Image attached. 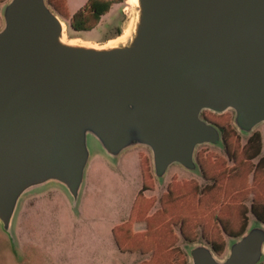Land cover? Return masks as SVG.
Wrapping results in <instances>:
<instances>
[{"label": "water", "instance_id": "obj_1", "mask_svg": "<svg viewBox=\"0 0 264 264\" xmlns=\"http://www.w3.org/2000/svg\"><path fill=\"white\" fill-rule=\"evenodd\" d=\"M135 6L111 42L93 45L65 40V21L46 0L3 4L0 226L12 244L26 195L56 185L76 205L88 135L109 157L147 147L161 179L171 164L199 173L196 147L222 145L202 110H230L242 134L264 124V0ZM185 251L188 264H257L264 223L254 220L230 239L223 257L203 242L187 243Z\"/></svg>", "mask_w": 264, "mask_h": 264}, {"label": "rangeland", "instance_id": "obj_2", "mask_svg": "<svg viewBox=\"0 0 264 264\" xmlns=\"http://www.w3.org/2000/svg\"><path fill=\"white\" fill-rule=\"evenodd\" d=\"M7 1L0 0V26L2 7ZM110 1L113 3L107 13L91 31L76 32L68 26L69 17L77 9L84 7L87 0H46L65 21V40L93 45L111 42L112 40L108 39L133 20L135 3L130 0ZM203 118L219 129L225 128V138L231 142L236 138L238 146L243 145L250 135L257 133L260 138L259 155H264V124H258L251 132L242 134L233 125L230 110L221 113L206 110ZM220 133L221 146L201 144L196 147L194 157L197 151L210 159L214 156L220 157L229 166L231 161L225 154L221 130ZM86 145L89 159L76 205L72 206L65 191L56 185L46 186L26 195L20 203L13 223L16 238L14 244L0 226V264H137L146 260L149 254L118 251L111 231L127 219L134 197L141 188V172H144L150 185L149 189L142 191L153 203L149 213L158 208V198L168 183L181 184L194 180L197 185L202 186L206 182L200 168L197 173L177 164H171L161 179L156 178L152 171L150 151L145 146H134L115 157H109L93 136H87ZM250 198L249 193L245 194L242 201L247 210ZM254 220L247 211L246 228L250 227ZM143 228L142 222L132 224L134 232H140ZM230 239L232 238L225 237L224 251L218 257L225 255ZM187 243L191 242H177L185 254Z\"/></svg>", "mask_w": 264, "mask_h": 264}, {"label": "trees", "instance_id": "obj_3", "mask_svg": "<svg viewBox=\"0 0 264 264\" xmlns=\"http://www.w3.org/2000/svg\"><path fill=\"white\" fill-rule=\"evenodd\" d=\"M112 3L87 0L84 7L69 17L70 27L77 31L92 29ZM220 130L231 164L228 166L220 157H203L196 151L195 158L206 182L202 186L194 180L168 183L158 198V208L151 213L152 200L142 194L150 185L141 172V188L127 219L111 231L118 251L149 254L137 264H188L178 240L202 241L220 255L225 237H238L246 229L247 211L264 223V155H259V135H250L238 146L236 138L233 142L225 138V128ZM248 193L251 198L247 210L242 201ZM134 222H142L143 230L134 232ZM257 264H264V258Z\"/></svg>", "mask_w": 264, "mask_h": 264}, {"label": "flooded vegetation", "instance_id": "obj_4", "mask_svg": "<svg viewBox=\"0 0 264 264\" xmlns=\"http://www.w3.org/2000/svg\"><path fill=\"white\" fill-rule=\"evenodd\" d=\"M70 26V25H69ZM94 28V27H93ZM92 29H89V30H81V31H84V32H88V31H91ZM78 31H80V30H78ZM119 33V32H118ZM205 111L206 110H202L201 112H200V116L203 118V114H205ZM209 111V110H208Z\"/></svg>", "mask_w": 264, "mask_h": 264}, {"label": "bare ground", "instance_id": "obj_5", "mask_svg": "<svg viewBox=\"0 0 264 264\" xmlns=\"http://www.w3.org/2000/svg\"><path fill=\"white\" fill-rule=\"evenodd\" d=\"M130 2H132V3H135V2H136V0H130ZM124 31H126V29H125ZM123 34H124V33H123Z\"/></svg>", "mask_w": 264, "mask_h": 264}]
</instances>
